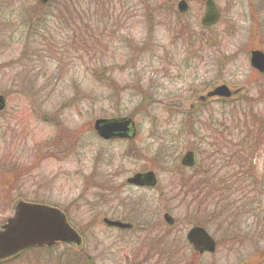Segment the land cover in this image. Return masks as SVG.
<instances>
[{
  "label": "rangeland",
  "instance_id": "obj_1",
  "mask_svg": "<svg viewBox=\"0 0 264 264\" xmlns=\"http://www.w3.org/2000/svg\"><path fill=\"white\" fill-rule=\"evenodd\" d=\"M182 1L0 0V226L24 201L61 209L83 237L5 264H264V76L250 65L264 0H213L211 29L206 0ZM221 85L234 96L200 101ZM119 118L136 136L101 139L95 122ZM142 169L155 188L118 189ZM194 226L214 254L189 245Z\"/></svg>",
  "mask_w": 264,
  "mask_h": 264
},
{
  "label": "water",
  "instance_id": "obj_2",
  "mask_svg": "<svg viewBox=\"0 0 264 264\" xmlns=\"http://www.w3.org/2000/svg\"><path fill=\"white\" fill-rule=\"evenodd\" d=\"M47 4L50 0H40ZM180 11L186 10V4H179ZM220 18L219 10L212 0L205 5V14L202 25L205 27L214 26ZM251 66L264 74V53L253 51L251 53ZM230 98L231 91L227 86L216 88L209 97ZM205 101V98H202ZM4 98L0 97V111L4 109ZM134 122L132 119L106 120L100 119L95 122V130L100 137L110 139L113 137H126L132 132ZM182 165L192 167L194 155L187 153L182 160ZM132 184H156L153 173L144 176L137 175L130 179ZM171 223V220L166 217ZM109 226H116L122 229H129L131 226L120 222L105 220ZM188 241L193 245L195 251L203 253L216 251V243L209 234L202 228H194L187 235ZM59 243H66L80 247L81 236L70 226L66 215L58 208L41 204L18 201L13 207V213L7 222L0 227V264L16 258L22 252L33 247H53Z\"/></svg>",
  "mask_w": 264,
  "mask_h": 264
},
{
  "label": "flooded vegetation",
  "instance_id": "obj_3",
  "mask_svg": "<svg viewBox=\"0 0 264 264\" xmlns=\"http://www.w3.org/2000/svg\"><path fill=\"white\" fill-rule=\"evenodd\" d=\"M252 51H255V50H252ZM251 51V52H252ZM259 74V73H258ZM259 76H260V74H259ZM130 139V138H129ZM116 140H121V141H125V140H127V139H115V140H112V141H116ZM189 152H192L193 153V155H194V160L197 162L198 161V158H199V153H197V149L196 150H192V151H189ZM196 167V166H195ZM185 171H186V169L187 168H183ZM195 169V168H194ZM194 169H187V170H189V171H193ZM149 172H151V171H146V169H142L141 171H139V172H137V173H135L134 175H132L131 177H128L127 179H126V184H122V185H119V188L118 189H120V187L121 186H127V187H132V188H135V189H143V188H145V189H147V184H139V185H137V184H132V183H130V179H132L133 177H135V176H137V175H140V176H144V175H146V174H148ZM153 172V171H152ZM154 173V172H153ZM155 174V173H154ZM155 176H156V174H155ZM156 178H157V176H156ZM153 188H155V187H153ZM146 211V210H145ZM167 214V213H166ZM105 219H109L110 221H112V222H120V223H122V224H128V225H130L131 227L129 228V230L131 231L133 228H134V225L132 224V223H129V222H124V221H122V220H120V219H110V218H104L103 220H102V222L105 224V222H104V220ZM111 229H116V230H121V231H126V230H128V229H122V228H119V227H116V226H111L110 227ZM157 245L159 246V243H157Z\"/></svg>",
  "mask_w": 264,
  "mask_h": 264
},
{
  "label": "trees",
  "instance_id": "obj_4",
  "mask_svg": "<svg viewBox=\"0 0 264 264\" xmlns=\"http://www.w3.org/2000/svg\"><path fill=\"white\" fill-rule=\"evenodd\" d=\"M85 21H86V19H85ZM76 23H77V22H76ZM200 171H203V168H200ZM197 187H199V186H197ZM200 188H204V191L207 190L205 184H203L202 186H200ZM257 257H258V259L261 260V261L264 260V253L258 255Z\"/></svg>",
  "mask_w": 264,
  "mask_h": 264
}]
</instances>
